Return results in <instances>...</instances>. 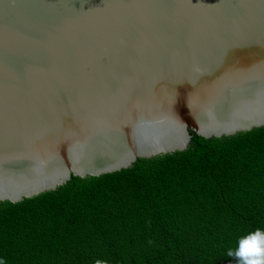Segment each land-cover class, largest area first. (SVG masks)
Wrapping results in <instances>:
<instances>
[{"label":"water","instance_id":"95a60500","mask_svg":"<svg viewBox=\"0 0 264 264\" xmlns=\"http://www.w3.org/2000/svg\"><path fill=\"white\" fill-rule=\"evenodd\" d=\"M264 127V0H0V202Z\"/></svg>","mask_w":264,"mask_h":264},{"label":"trees","instance_id":"16d2710c","mask_svg":"<svg viewBox=\"0 0 264 264\" xmlns=\"http://www.w3.org/2000/svg\"><path fill=\"white\" fill-rule=\"evenodd\" d=\"M264 229V127L0 202L2 264H236Z\"/></svg>","mask_w":264,"mask_h":264},{"label":"clouds","instance_id":"9594fccd","mask_svg":"<svg viewBox=\"0 0 264 264\" xmlns=\"http://www.w3.org/2000/svg\"><path fill=\"white\" fill-rule=\"evenodd\" d=\"M226 255L234 258L236 264H264V229L257 228L239 238L237 246L234 249L229 248ZM95 264L107 262L96 261Z\"/></svg>","mask_w":264,"mask_h":264}]
</instances>
